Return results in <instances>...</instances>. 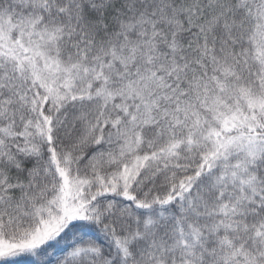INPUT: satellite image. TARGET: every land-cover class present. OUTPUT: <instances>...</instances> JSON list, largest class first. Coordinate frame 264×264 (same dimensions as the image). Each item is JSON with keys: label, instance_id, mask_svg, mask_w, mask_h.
<instances>
[{"label": "snow or ice", "instance_id": "snow-or-ice-1", "mask_svg": "<svg viewBox=\"0 0 264 264\" xmlns=\"http://www.w3.org/2000/svg\"><path fill=\"white\" fill-rule=\"evenodd\" d=\"M0 264H264V0H0Z\"/></svg>", "mask_w": 264, "mask_h": 264}]
</instances>
